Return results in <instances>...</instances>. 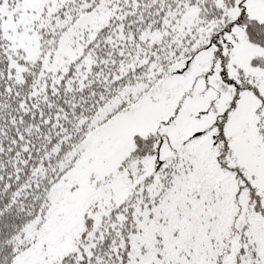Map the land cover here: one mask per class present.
Segmentation results:
<instances>
[{"label": "snow or ice", "instance_id": "snow-or-ice-1", "mask_svg": "<svg viewBox=\"0 0 264 264\" xmlns=\"http://www.w3.org/2000/svg\"><path fill=\"white\" fill-rule=\"evenodd\" d=\"M0 264H264V0H0Z\"/></svg>", "mask_w": 264, "mask_h": 264}]
</instances>
